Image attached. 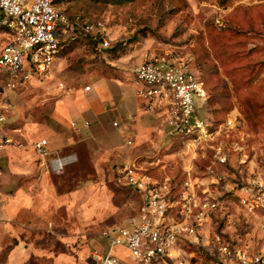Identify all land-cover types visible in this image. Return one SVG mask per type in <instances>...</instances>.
I'll return each instance as SVG.
<instances>
[{
  "label": "rangeland",
  "instance_id": "374dc122",
  "mask_svg": "<svg viewBox=\"0 0 264 264\" xmlns=\"http://www.w3.org/2000/svg\"><path fill=\"white\" fill-rule=\"evenodd\" d=\"M56 1L68 14L69 21L65 26L66 34H58L59 38L67 37V40L58 54L60 69L57 61L50 67L53 77L64 80H69L70 76L78 77L82 83H89L93 91L104 92L100 95L104 98L106 89L111 91L113 87L115 102L119 104L124 98L134 101V88L129 85L131 77H127L143 54L147 51L177 52L205 84L206 98H194L195 115L216 130L220 129L217 139L224 144L229 158L226 164H218L213 161L207 146L180 143L178 133L167 134L158 117L161 132L155 131L150 137L153 144L134 137L129 147L130 156L119 159L117 165L101 163L95 169L89 163H83L76 178L68 179L72 174L67 173L75 167L72 163L62 173L49 172L48 178L42 180L33 175L39 155L31 150L35 140L47 139L39 131L46 127L56 104H49L55 96L53 83L10 91L3 110L6 126L24 143L22 148L6 146L0 149L6 159L2 162L3 174L9 177L6 193L18 195L12 206H25L28 195L36 206H55L49 203L48 190L52 189V182L60 194L70 189L75 193L74 203L67 207L69 220L64 224L48 223L42 229L29 227L26 222L30 223V214L24 210L18 211L9 224L3 225L0 218V264L9 263L11 252L21 257L19 264H91L89 250L95 248L104 252L107 247V240L100 236L101 231L127 225L141 203L139 194L123 184L117 171L118 164L134 156L154 154L164 166L160 172L173 176L177 182L184 177L186 166L192 167L193 175L204 184L210 180L206 172L209 166L221 172V183L226 189H218L216 195L224 196L227 210L222 232L240 245L264 252V236L256 220L243 215L236 196L231 193L232 187L244 183L247 178L264 179V0ZM216 14L222 15L220 26L215 22ZM76 18L78 23L82 20L104 21L109 46L101 48L92 42L87 34H83L81 26L74 23ZM11 35L10 30H1L0 45L7 43ZM30 65L26 59V72ZM105 74L127 79L123 84L113 80L112 83L110 78H102ZM122 88L129 97L120 93ZM106 106H110V101H106ZM114 113L107 112L105 116L111 120ZM230 115L237 118L233 126L225 124ZM109 119L103 124L105 131L117 137L122 134L120 144L126 149L130 134L126 131L118 134ZM8 149L12 151L10 154ZM9 156L11 161H8ZM13 163L16 166H11ZM2 178L6 179L5 176ZM58 211L60 218L64 215L63 210ZM1 214L0 209V217ZM215 227L212 224L211 229L215 230ZM208 229L210 227L205 226L202 230ZM66 235L70 237L66 238ZM94 238L97 240L88 247L86 244ZM126 254L123 264H137L128 254L127 260ZM191 264L199 263L193 259Z\"/></svg>",
  "mask_w": 264,
  "mask_h": 264
},
{
  "label": "built area",
  "instance_id": "2783aa9c",
  "mask_svg": "<svg viewBox=\"0 0 264 264\" xmlns=\"http://www.w3.org/2000/svg\"><path fill=\"white\" fill-rule=\"evenodd\" d=\"M214 19L219 26L222 24L221 14ZM68 21V14L56 0H0V31L12 32L0 48V149L24 146L6 126V96L49 77L50 67L67 40L58 34H66ZM74 23L81 26L84 35L97 40L98 47L109 46L104 21L78 23L76 18ZM26 59L31 63L27 72ZM132 82L144 109L160 118L167 134L177 132L182 144L205 145L211 150L213 161L227 163L229 155L217 139L220 129L195 115L194 98H206L205 85L179 53L145 52L133 67ZM57 85L65 87L61 81ZM89 88L85 86V90ZM236 121V115H230L225 124L233 126ZM113 125L118 126L116 121ZM32 148L41 159H47L46 164L55 173L62 172L76 158L74 154L51 157L53 151L46 138L35 140ZM163 167L157 154L138 155L118 166L123 184L139 194L141 203L127 225L101 231L107 247L104 252L90 251L93 264H123L125 252L137 264H191L193 259L199 264H264L262 252L232 243L222 230L211 229L213 214L224 202V196L216 195L218 189H226L221 183V172L209 166L206 172L210 180L204 184L193 175L192 167L186 166L184 177L177 182L173 176L160 172ZM234 187L231 193L236 196L239 209L247 218L256 220L264 236V179L247 178ZM205 226L210 229L203 231Z\"/></svg>",
  "mask_w": 264,
  "mask_h": 264
},
{
  "label": "crops",
  "instance_id": "0c3cea01",
  "mask_svg": "<svg viewBox=\"0 0 264 264\" xmlns=\"http://www.w3.org/2000/svg\"><path fill=\"white\" fill-rule=\"evenodd\" d=\"M58 60L59 58L57 57L54 61H57L58 69H60V62H58ZM104 77L110 78L111 82L113 80L120 84H123L127 78L131 77V83L129 85L131 87L133 86L135 92V86L134 84L132 85L133 69L132 72L129 73V76L124 79L110 74H105L102 78ZM69 78V80H64L62 77H53L51 75L50 68V75L48 78L43 81H38L32 85L38 86L43 83H53L52 93H55V96L54 99L49 102V104H56L54 105L53 112L50 113V120L46 122V127L41 129L39 132L41 136L47 137V146L49 149H51V151H53L52 155H50L51 157L55 155L66 154L75 155V160L65 165V167L72 163L75 165L71 173H67V171L65 172V174L67 173L68 175L72 174V176L67 177L68 179L76 178V172L79 173L81 169H83V163H89L92 165V167L97 169L101 163H111L113 165L117 163L119 159H126L130 156L129 147L132 144L134 137L139 139L140 142L144 141L143 143L146 142L149 143V145L153 144V139L150 137L155 134V131L159 130L161 132L160 127L158 126V116L152 112H147L144 109V102L136 95V92L134 101L130 100L129 98H126L128 100L124 98L121 99L120 103L118 104L114 101V88L112 86L111 91L106 89V96L104 98V96H100L104 94V92L97 93L93 91V88L89 83L85 81L82 83L81 80H78V77L75 78L70 76ZM60 81L64 84V88L58 87L57 83ZM86 85L90 86V88L87 90H85ZM120 93H123V96L129 97L127 92L123 91V88L120 90ZM107 100L110 101L109 107L106 106ZM107 112H109V114L116 112L114 113L113 119L110 120L105 116ZM108 119L110 120L109 122H111V125L116 127V132L118 134H121L123 131H126L130 134V137L127 139V141L130 140L131 143L128 144L126 149H122L123 147H121L120 144V139L123 137L122 134L117 137L116 135L107 133L105 131L103 124H105ZM114 121L117 122L118 126L113 125ZM72 122L74 125H72ZM118 128L120 130H118ZM161 136H163V134ZM8 150L10 151V149ZM31 151L33 152L34 150L32 149ZM11 152L12 151H10L8 154ZM2 155L3 154L1 153L0 168L2 174L0 175V178L4 176L6 178L5 180H3L4 178L0 180V202H3V205L0 206V209L2 210L0 218L3 225H6L8 222L12 221L20 210H24V212L30 214L28 218L30 223L26 222V225L29 227L42 229L47 226L48 223L51 225H60L69 220L68 215L70 214L68 213L69 208L67 209V207L74 203L73 196L75 192L73 189H70L68 192L66 191L63 194H60L57 191V185H55L53 182L51 183L52 189L48 190V195L51 197L49 203L52 202L55 206H36L34 201L31 199L32 197L29 195L25 198V206H12V203H15L16 196L18 197V195L15 194L12 196L6 193V185L8 182L7 179H9V177L3 174L4 169L2 167V162H5L6 159L5 156L2 157ZM11 160L12 158L9 156L8 161ZM127 160L121 161L118 166L122 165ZM36 161L37 162H35L34 165L35 167L33 168V175H37L42 180L48 178V173L52 171L48 164H46L47 159L43 160L40 158V156H38ZM11 166L16 165L13 163ZM65 167L63 171L65 170ZM31 173L32 172H30V174ZM52 173L60 174L55 172ZM58 210H63L64 215L60 218H58ZM68 237L70 236L66 235V238ZM95 239L96 238L90 239L88 241L89 243L86 245L91 247V242L95 241ZM90 251L91 250H89V254ZM262 253L264 254V252ZM18 256L19 255H15L13 252L9 253L8 264H19V258L21 257ZM126 258L129 260L128 257ZM89 261L91 264H93L91 258Z\"/></svg>",
  "mask_w": 264,
  "mask_h": 264
},
{
  "label": "trees",
  "instance_id": "16d2710c",
  "mask_svg": "<svg viewBox=\"0 0 264 264\" xmlns=\"http://www.w3.org/2000/svg\"><path fill=\"white\" fill-rule=\"evenodd\" d=\"M88 37H89V39L92 41V42H94V43H97V40H95V39H93L92 38V36H90V35H88ZM63 49V48H62ZM61 49V50H62ZM62 54H63V52H62ZM199 78V77H198ZM200 79V78H199ZM201 80V79H200ZM202 81V80H201ZM203 82V81H202ZM204 83V82H203ZM205 85V84H204ZM220 123V122H219ZM131 189V188H130ZM133 190V189H132ZM134 192H136L135 190H133ZM137 193V192H136ZM226 208H225V206H224V202H222V203H220V205H219V208L217 209V211L213 214V223H214V225L216 226V229L218 230V231H220V230H222V224H223V222H224V214L226 213ZM225 236L228 238V240H230L232 243H236V244H238L237 242H236V240L235 239H232V238H230L229 236H227L226 234H225Z\"/></svg>",
  "mask_w": 264,
  "mask_h": 264
}]
</instances>
